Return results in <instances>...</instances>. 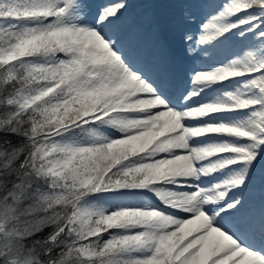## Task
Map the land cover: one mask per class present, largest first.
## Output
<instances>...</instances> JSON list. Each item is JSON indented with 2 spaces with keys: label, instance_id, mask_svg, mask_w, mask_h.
<instances>
[{
  "label": "snow or ice",
  "instance_id": "obj_1",
  "mask_svg": "<svg viewBox=\"0 0 264 264\" xmlns=\"http://www.w3.org/2000/svg\"><path fill=\"white\" fill-rule=\"evenodd\" d=\"M128 8L0 0V264H264V0L185 4L180 74Z\"/></svg>",
  "mask_w": 264,
  "mask_h": 264
},
{
  "label": "rangeland",
  "instance_id": "obj_2",
  "mask_svg": "<svg viewBox=\"0 0 264 264\" xmlns=\"http://www.w3.org/2000/svg\"><path fill=\"white\" fill-rule=\"evenodd\" d=\"M162 8H164V11L162 10V13L166 15V21L168 25L171 23V21L175 20L177 17V13H180V7H182L184 4L192 3V2H199V0H162ZM134 2L129 0V6H131ZM166 8V9H165ZM175 12L174 15H170L169 12ZM177 26V25H176ZM167 27V25H166ZM174 43L179 44L180 40L176 36L173 38ZM180 48H182L180 46ZM259 197V194H257L256 198Z\"/></svg>",
  "mask_w": 264,
  "mask_h": 264
},
{
  "label": "bare ground",
  "instance_id": "obj_3",
  "mask_svg": "<svg viewBox=\"0 0 264 264\" xmlns=\"http://www.w3.org/2000/svg\"><path fill=\"white\" fill-rule=\"evenodd\" d=\"M138 3V2H137Z\"/></svg>",
  "mask_w": 264,
  "mask_h": 264
}]
</instances>
